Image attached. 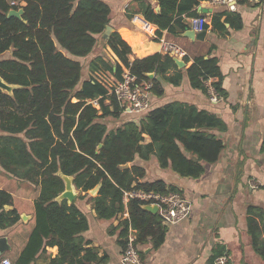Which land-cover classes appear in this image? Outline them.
Returning a JSON list of instances; mask_svg holds the SVG:
<instances>
[{
  "label": "trees",
  "instance_id": "obj_1",
  "mask_svg": "<svg viewBox=\"0 0 264 264\" xmlns=\"http://www.w3.org/2000/svg\"><path fill=\"white\" fill-rule=\"evenodd\" d=\"M10 1L0 0V54L9 52L0 59V76L17 87L10 94L0 89V166L11 175L39 185L34 202L35 226L15 264H32L47 246L58 248L57 256L47 264L104 260L105 256L98 257L92 248L83 247L79 234L88 228L89 221L78 201L92 203L99 219L114 220L125 214L118 223L121 244L124 246L123 239L131 227L143 259L144 246L158 248L167 226L158 213L142 208L143 200L131 196L125 205L123 194L130 190L164 194L176 188L162 179L141 180L145 169L135 160L146 161L154 156L160 168H170L182 177H199L205 163L215 162L224 148L215 132L224 129L222 120L187 102L172 101L150 108L139 120L128 119L108 129L101 120L108 116L118 119L122 111L105 84L91 74L105 70L119 78L125 66L139 80H149L152 94L161 96L163 81L176 85L182 78L173 56L157 52L130 58L127 30L120 29L121 36L115 30L106 45L117 60L95 56L88 64L90 74L84 78L78 58L93 50L98 35L109 24L110 6L103 0ZM155 1L158 9L151 2L144 3L141 15L159 32H183L189 29L184 17L200 15L195 8L202 0ZM12 8L23 9L21 18L7 16ZM222 14L212 15L213 27H223ZM143 18L135 16L134 23L153 33L154 27ZM225 20L241 26L238 15L226 16ZM208 54L194 57L185 69L189 84L207 92L209 81L215 92L224 96L217 59L210 51ZM182 59L189 60L185 55ZM146 73H153V78L146 77ZM125 164L130 165L123 167ZM58 171L73 176L76 189L84 193L70 204L55 200L64 189ZM98 184L96 195H89L88 191ZM12 201V194L0 188V228L19 220L15 208L5 209ZM254 211V207L248 208L247 232L264 259V241L259 239L264 225L258 226ZM221 255L223 249L215 251L210 262Z\"/></svg>",
  "mask_w": 264,
  "mask_h": 264
},
{
  "label": "crops",
  "instance_id": "obj_2",
  "mask_svg": "<svg viewBox=\"0 0 264 264\" xmlns=\"http://www.w3.org/2000/svg\"><path fill=\"white\" fill-rule=\"evenodd\" d=\"M103 1L111 9L109 25L120 36V29L127 30L131 41H125L131 47L132 58L165 53V45L175 43L185 51V57L189 59L181 69L179 84L173 86L163 82L164 93L162 96L153 95L151 101L154 105L151 108L165 103L164 98L170 102H187L198 109L216 114L224 124L223 130L215 131L223 141L224 148L215 162L205 163L199 177H182L170 168L161 169L153 156L146 161L135 160L136 164L145 169L141 180L162 179L191 202L188 213L167 226L165 239L158 248L144 246L142 264H214L215 260L210 262V257L219 249H223V255L227 257L226 264H264V259L255 250L247 232L249 207L255 209L254 217L258 226L264 225V151L261 150L264 136V0L241 1L236 11H230L225 5L211 4L208 0L200 1L195 9L206 18L205 35L203 40L195 41L182 36V32L172 34L167 29L159 32L157 26L145 19L155 29L152 35L134 23L135 16L142 17L141 8L144 3L151 2L158 9L155 0ZM124 1H127V19L121 10ZM200 7L209 10L203 12ZM214 13H223V27L212 26ZM234 14L241 20L240 27L225 20L226 16ZM189 18L184 17L188 26ZM100 36L96 43L99 44L98 50L95 45L92 54L84 59L78 58L87 68L97 55H102L105 61H109L106 56L111 61L116 60L110 47L100 41ZM209 51L217 59L222 75L221 85L225 91L217 102L210 101L208 90L205 92L192 88L185 72L194 57H207ZM8 54H0V59ZM148 140L145 136V141ZM0 170L4 172L0 176V188L12 194L13 201L9 207L15 208L19 214V220L13 225L0 228V237H5L10 247L0 258L8 257L15 264L35 226L34 202L39 194V185L22 176L11 175L1 166ZM251 181L257 186L250 187ZM11 182L29 187L25 194L20 195L18 189L7 188ZM20 200L25 202L21 203ZM78 206L84 210L89 221L88 228L79 234L84 241L83 247L92 248L98 257L105 256L102 261L87 264H122L124 246L121 244L118 223L126 215L104 220L96 217L92 203L78 201ZM21 215L27 218L22 219ZM259 239L264 241L263 230ZM45 249L32 264H47L58 254L57 246H47Z\"/></svg>",
  "mask_w": 264,
  "mask_h": 264
},
{
  "label": "built area",
  "instance_id": "obj_3",
  "mask_svg": "<svg viewBox=\"0 0 264 264\" xmlns=\"http://www.w3.org/2000/svg\"><path fill=\"white\" fill-rule=\"evenodd\" d=\"M214 5H225L230 11H236L237 4L244 0H208ZM14 0L10 4H15ZM206 18L203 15L193 16L189 18V27L195 32L204 30ZM165 52L176 55H182L184 52L176 48L173 44H166ZM209 99L211 102H217L222 98L217 94L210 82H206ZM152 83L146 79H138L131 73L128 67L122 66L119 78H114V82L108 87L110 94H112L121 111L125 115H136L133 120H139L150 109V101L153 96ZM94 103H96L94 101ZM256 183L251 181L250 187H256ZM137 197L145 203L156 204L163 224L168 226L183 218L191 208V202L186 199L181 193L171 191L169 193H159L155 191L130 190L123 194V203L126 205L129 197ZM135 230L129 227L127 235L124 237V248L121 257L122 264H142L140 256V248L135 246ZM227 257L221 255L216 258L214 264H226ZM0 264H13L8 257H1Z\"/></svg>",
  "mask_w": 264,
  "mask_h": 264
},
{
  "label": "water",
  "instance_id": "obj_4",
  "mask_svg": "<svg viewBox=\"0 0 264 264\" xmlns=\"http://www.w3.org/2000/svg\"><path fill=\"white\" fill-rule=\"evenodd\" d=\"M200 9L203 11V12H206L207 8H201ZM23 14V9L22 8H18V9H10L8 11V14L7 16L10 17V16H15L17 18H21ZM115 30L113 29V27L109 24H107L105 26V29L102 31V33L100 34V38H101V42L103 43H107L108 39H109V36L111 35L112 32H114ZM182 36H186L188 37L190 40H203L204 39V35H205V31L202 30V31H194L193 29H186L185 31H183L181 33ZM173 60L175 61V63L177 64L178 68H183L184 65H185V62L180 59V58H177V57H173ZM154 74L153 73H146V77L148 78H153ZM17 86L16 85H13V84H8L6 83L0 76V89L5 91L6 93L10 94L12 92V90L14 88H16ZM101 147V144L98 145V149ZM193 159H196L195 156H191ZM129 164H125L123 165V167H128ZM57 175L60 176L63 180V183H64V189L62 192H60L56 197H55V200L56 201H61V200H66L67 203H71L74 201V199L76 198V196L78 195V193H80L79 190L76 189L75 185L73 184V176H70V175H65L63 174L61 171H58L57 172ZM99 187L100 185L98 184L94 189H91L88 191V193H90L92 196H95L96 193L98 192L99 190ZM11 207L9 206H5V209L8 210L10 209ZM142 208L151 212V213H157V210H158V207L156 204H149V203H144L142 204ZM21 218L22 219H26L27 216L26 215H21ZM10 247L7 243V239L5 237H0V255H2L6 250H8Z\"/></svg>",
  "mask_w": 264,
  "mask_h": 264
},
{
  "label": "rangeland",
  "instance_id": "obj_5",
  "mask_svg": "<svg viewBox=\"0 0 264 264\" xmlns=\"http://www.w3.org/2000/svg\"><path fill=\"white\" fill-rule=\"evenodd\" d=\"M121 10H123V12H122V15H125V17H126V19H127V1H124V2H122V4H121ZM143 17V16H142ZM144 19V18H143ZM127 22V21H126ZM139 27V26H138ZM139 28H141V27H139ZM143 31H145V29L144 28H141ZM146 32V31H145ZM146 33H148V32H146ZM153 33H154V31H153ZM153 33H148V34H153ZM99 40V39H98ZM101 41V40H100ZM99 45V44H98ZM98 45H96V49L98 50ZM173 45L176 47V48H178L179 50H182L183 52H184V54H182V55H176V54H171L173 57H177V58H180V59H182V57L186 54L185 53V51L183 50V49H181L178 45H176L175 43H173ZM101 48V47H100ZM93 51V50H92ZM92 51H90L87 55H90V54H92ZM86 55V56H87ZM86 56H84L83 57V59L86 57ZM110 56L112 57V58H114V56H112L111 54H110ZM132 56V55H131ZM130 56V58H132ZM106 58H107V60H110V58H108L107 56H106ZM115 59V58H114ZM116 60H117V57H116ZM183 60V59H182ZM111 61V60H110ZM112 62V61H111ZM181 69V68H180ZM82 72H83V77L85 78V73L87 74V76H88V74H90L89 73V71H88V68L87 67H85L84 65H83V70H82ZM91 75H93V76H95V78H97V79H99L102 83H104L105 84V86L108 88V87H110V85H112L113 84V82H114V76L110 73V72H108V71H105V70H103V71H101V72H94V73H92ZM163 82H166V81H163ZM162 82V83H163ZM169 84V83H168ZM171 87H173V86H175V85H170ZM182 89H183V85H182ZM209 94V93H208ZM163 95V94H162ZM161 95V96H162ZM153 97V96H152ZM152 97H151V100H152ZM74 100V99H73ZM163 100H166L165 101V103H167V102H170V101H168L169 99H167V98H164ZM165 103H163V104H165ZM96 106H98L96 103H94ZM162 104V105H163ZM152 105H154V103L152 102V101H150V108H151V106ZM133 117H137L136 115H125V114H121L120 115V117L118 118V119H115V118H113V117H110V116H108V117H105V118H103L101 121H103L106 125H107V127H108V129H114L116 126H118V125H120L122 122H124V121H126L127 119H130V118H133ZM154 157V156H153ZM154 159H155V162L158 164V162H157V159L154 157ZM160 167V166H159ZM162 169V168H161ZM1 174H4V172L3 171H1L0 170V176H1ZM27 187H29V186H26V185H23V184H21V183H19V184H17L16 185V183H14V182H11V183H9L8 185H7V188H11V189H18V192H19V194L20 195H22V194H25V192H26V190H27ZM34 189V188H33ZM176 191H177V189H175ZM177 192H179V193H181L180 191H177ZM182 195V194H181ZM183 196V195H182ZM20 202L21 203H24L25 201H23V200H20ZM140 248V247H139Z\"/></svg>",
  "mask_w": 264,
  "mask_h": 264
}]
</instances>
